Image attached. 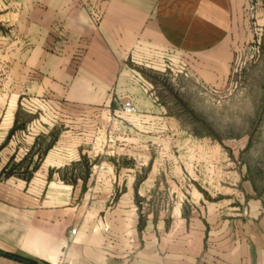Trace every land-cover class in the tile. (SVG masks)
Instances as JSON below:
<instances>
[{
	"label": "crops",
	"instance_id": "crops-1",
	"mask_svg": "<svg viewBox=\"0 0 264 264\" xmlns=\"http://www.w3.org/2000/svg\"><path fill=\"white\" fill-rule=\"evenodd\" d=\"M236 10L237 0H0V264H264V182L238 154L221 156L226 169L214 156L188 171L170 169L162 154L150 159L142 187L131 166L73 183L61 172L85 154L84 135L74 134L73 151L68 128L28 178L4 176L10 155L22 152L25 131L10 132L27 79L37 97L71 104L65 111L104 110L115 86L142 90L133 66L155 49L215 52ZM228 65V55L196 64L208 72ZM143 191L161 195L148 203L160 213L140 226Z\"/></svg>",
	"mask_w": 264,
	"mask_h": 264
},
{
	"label": "rangeland",
	"instance_id": "rangeland-1",
	"mask_svg": "<svg viewBox=\"0 0 264 264\" xmlns=\"http://www.w3.org/2000/svg\"><path fill=\"white\" fill-rule=\"evenodd\" d=\"M225 55L229 56L226 71L221 68L214 73L196 66ZM133 68L142 90L132 94L115 86L108 101L100 105L104 110L65 111L63 108L71 104L37 97L33 82L27 79L13 127L25 131L22 152L19 156L8 152L10 161L4 176L28 178L30 166L45 156L64 130L72 128L73 151L81 141L74 134L83 132L82 147H78L85 154L63 168L61 176L69 182L82 176L94 184V170L131 166L138 173L136 185L142 187L150 159H159L162 154L169 155L170 169L178 165L185 171L193 168L194 161L203 165L214 156L216 168L226 169L221 156L238 154L264 182V0H237L233 29L215 52L196 55L161 47L155 49L152 59L140 60ZM9 88L16 90V83H9ZM16 100L10 97L9 105L16 106ZM128 100L137 112L123 110ZM235 140H244L245 146L232 144ZM118 194L112 197L116 199ZM160 196L150 198L144 191L136 194L140 226L149 212L160 213L148 204Z\"/></svg>",
	"mask_w": 264,
	"mask_h": 264
},
{
	"label": "built area",
	"instance_id": "built-area-1",
	"mask_svg": "<svg viewBox=\"0 0 264 264\" xmlns=\"http://www.w3.org/2000/svg\"><path fill=\"white\" fill-rule=\"evenodd\" d=\"M123 110L128 113H135L137 112V107L131 100H128L123 103ZM76 230V228H73L72 232H76Z\"/></svg>",
	"mask_w": 264,
	"mask_h": 264
},
{
	"label": "trees",
	"instance_id": "trees-1",
	"mask_svg": "<svg viewBox=\"0 0 264 264\" xmlns=\"http://www.w3.org/2000/svg\"><path fill=\"white\" fill-rule=\"evenodd\" d=\"M14 130H15V128H12L10 134L13 133ZM41 158H42V157H40V159H41ZM38 165H39V161H37V162L35 163L34 168H37Z\"/></svg>",
	"mask_w": 264,
	"mask_h": 264
}]
</instances>
